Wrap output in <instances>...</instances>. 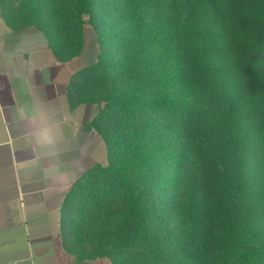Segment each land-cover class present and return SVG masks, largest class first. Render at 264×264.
Listing matches in <instances>:
<instances>
[{"label": "trees", "instance_id": "obj_1", "mask_svg": "<svg viewBox=\"0 0 264 264\" xmlns=\"http://www.w3.org/2000/svg\"><path fill=\"white\" fill-rule=\"evenodd\" d=\"M0 15L64 63L86 23L98 37L68 85L108 149L64 202L77 264H264V0H0Z\"/></svg>", "mask_w": 264, "mask_h": 264}, {"label": "crops", "instance_id": "obj_2", "mask_svg": "<svg viewBox=\"0 0 264 264\" xmlns=\"http://www.w3.org/2000/svg\"><path fill=\"white\" fill-rule=\"evenodd\" d=\"M81 55L64 63L42 32H14L0 15V264H77L64 202L81 176L108 163L106 143L86 130L98 106L68 101L70 81L89 66L78 67Z\"/></svg>", "mask_w": 264, "mask_h": 264}, {"label": "rangeland", "instance_id": "obj_3", "mask_svg": "<svg viewBox=\"0 0 264 264\" xmlns=\"http://www.w3.org/2000/svg\"><path fill=\"white\" fill-rule=\"evenodd\" d=\"M85 18L87 21L88 17ZM84 33H85V37H84L85 47L82 52L81 58L77 61L78 67H81L82 65H91L95 63L96 61L94 60L95 56L92 52L94 48L96 49L97 52L99 50L98 37L94 27L91 24L86 23L84 26ZM81 264H111V261L109 259L99 258L94 256L93 258L88 259Z\"/></svg>", "mask_w": 264, "mask_h": 264}]
</instances>
